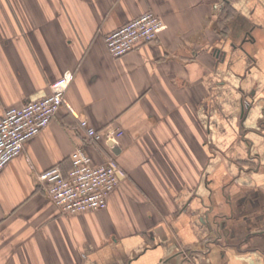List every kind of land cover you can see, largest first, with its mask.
<instances>
[{
    "label": "crops",
    "instance_id": "obj_1",
    "mask_svg": "<svg viewBox=\"0 0 264 264\" xmlns=\"http://www.w3.org/2000/svg\"><path fill=\"white\" fill-rule=\"evenodd\" d=\"M146 11L158 36L111 56L104 34ZM66 70L75 114L0 169V264H264V0H0V116ZM77 148L124 177L64 214L38 175Z\"/></svg>",
    "mask_w": 264,
    "mask_h": 264
},
{
    "label": "built area",
    "instance_id": "obj_2",
    "mask_svg": "<svg viewBox=\"0 0 264 264\" xmlns=\"http://www.w3.org/2000/svg\"><path fill=\"white\" fill-rule=\"evenodd\" d=\"M162 19L152 11H146L104 34L108 53L120 57L138 45L154 40L164 28ZM73 79L71 70L64 71L49 85L45 95L29 99L20 105L10 106L0 116V169L20 153L25 141L46 127L59 107L66 104L65 92ZM79 125L91 139L109 138L112 131L89 126L85 118ZM124 172L113 157L93 163L88 154L77 148L71 154V167L64 173L58 165H52L38 175L49 200L60 213L74 214L105 208L110 193L117 187Z\"/></svg>",
    "mask_w": 264,
    "mask_h": 264
}]
</instances>
